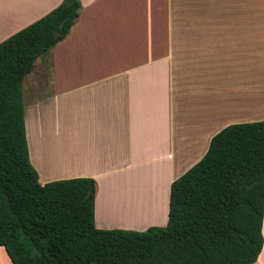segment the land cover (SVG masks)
Here are the masks:
<instances>
[{"label": "crops", "instance_id": "crops-1", "mask_svg": "<svg viewBox=\"0 0 264 264\" xmlns=\"http://www.w3.org/2000/svg\"><path fill=\"white\" fill-rule=\"evenodd\" d=\"M80 1L69 34L50 62L40 60L47 82L42 72L30 79V162L41 184L93 178L99 229L165 226L171 183L201 159L211 138L227 125L264 120V3ZM61 2L0 0V42ZM58 142L64 154L52 148ZM150 171L158 184L146 186L159 207L137 215L135 205L125 206L145 199L137 193L112 202L115 188ZM0 264H13L1 245ZM251 264H264V243Z\"/></svg>", "mask_w": 264, "mask_h": 264}, {"label": "trees", "instance_id": "trees-1", "mask_svg": "<svg viewBox=\"0 0 264 264\" xmlns=\"http://www.w3.org/2000/svg\"><path fill=\"white\" fill-rule=\"evenodd\" d=\"M80 0L0 42V245L13 264H251L262 250L264 120L225 126L170 187L168 221L99 229L96 181L41 184L30 162L22 93L36 59L75 24Z\"/></svg>", "mask_w": 264, "mask_h": 264}, {"label": "rangeland", "instance_id": "rangeland-1", "mask_svg": "<svg viewBox=\"0 0 264 264\" xmlns=\"http://www.w3.org/2000/svg\"><path fill=\"white\" fill-rule=\"evenodd\" d=\"M224 2H254V3H264V0H223ZM52 49H50L49 51L45 52L44 54H42L40 57H38V59H36L34 67L32 69V71L30 72L29 75L25 76V79H23V83H22V93H23V100L25 103L28 102V95L30 92V84L31 78H37L36 77V73L37 72H42L44 75L43 81L44 83L47 82V72H48V64L46 62H42L40 60H51V51ZM42 62V63H41ZM50 62V61H49ZM43 77V76H42ZM35 82V81H34ZM57 146L61 147L62 149H64L63 145L61 143H53L52 144V148L55 149L57 148ZM66 151V149H65ZM62 167V166H61ZM144 178V179H143ZM154 179V180H153ZM148 184H154V186H157L158 184V177L155 175L154 172L150 171L147 173L146 176L142 177V179L140 181H136V183H122V185L118 186L117 188H115L114 192H113V199L112 202H114L115 204H119L117 203V196L119 198H121L123 201L127 200L129 197H132V195H134L135 193L142 195L143 197H145V201L147 200H156V202L158 203L157 206L159 207L160 205V200L158 195L154 194V189L151 188V186ZM152 210V209H151ZM147 216V215H146ZM150 217H145L144 219H151V215H149Z\"/></svg>", "mask_w": 264, "mask_h": 264}, {"label": "bare ground", "instance_id": "bare-ground-1", "mask_svg": "<svg viewBox=\"0 0 264 264\" xmlns=\"http://www.w3.org/2000/svg\"><path fill=\"white\" fill-rule=\"evenodd\" d=\"M56 151L59 153V152H61V153H65L66 151H65V149H62L61 147H59V146H57V148H56ZM57 154V153H56ZM69 154V153H68ZM66 155H67V153H66ZM60 156V155H59ZM57 157L58 159H60V157ZM61 156H62V154H61ZM68 156V155H67ZM65 158V157H64ZM68 158V157H67ZM66 158V160L68 161V159ZM63 159V158H62ZM63 161H65L64 159H63ZM66 163V162H65ZM59 166H62L63 164H62V161H60V160H58V163H57ZM125 203H127L125 206L127 207V208H129V207H131V205H135V207L137 208V215H138V213H140V212H142V209H143V213H146V211H147V208H148V206L149 205H151V207H154L155 205H157L158 203L157 202H151L152 204H149V203H147L145 200H142V199H140V200H137L135 203L136 204H129V202H125ZM157 203V204H156ZM150 214H148V216H145V217H150L149 216ZM144 217V218H145ZM152 219V218H151Z\"/></svg>", "mask_w": 264, "mask_h": 264}]
</instances>
